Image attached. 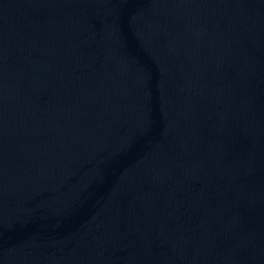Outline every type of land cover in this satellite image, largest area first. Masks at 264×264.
<instances>
[{
	"label": "water",
	"instance_id": "obj_1",
	"mask_svg": "<svg viewBox=\"0 0 264 264\" xmlns=\"http://www.w3.org/2000/svg\"><path fill=\"white\" fill-rule=\"evenodd\" d=\"M0 264H264V0H0Z\"/></svg>",
	"mask_w": 264,
	"mask_h": 264
}]
</instances>
